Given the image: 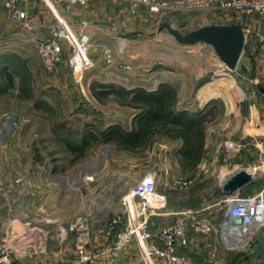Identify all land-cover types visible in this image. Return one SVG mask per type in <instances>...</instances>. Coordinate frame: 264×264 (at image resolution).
Listing matches in <instances>:
<instances>
[{
	"label": "crops",
	"instance_id": "crops-1",
	"mask_svg": "<svg viewBox=\"0 0 264 264\" xmlns=\"http://www.w3.org/2000/svg\"><path fill=\"white\" fill-rule=\"evenodd\" d=\"M51 9L53 10L32 3L26 20L17 22L9 18V25L4 27V37L0 41L1 100L16 81L28 76L34 85L38 84L37 93L41 94L37 98L35 109L41 110L53 105L52 77L54 79L58 73L61 76L71 74L69 68L68 73L62 72L61 66L54 71L47 70L36 53L31 38H49L58 15L75 34L86 36L88 43L90 42L89 54L95 73L87 75V84L96 81L102 83L101 89L122 88L129 92L136 88L155 91L161 86H168L175 92V110L208 113L202 157L193 168L181 166L184 173L195 170L200 174L219 172L220 187L221 180L236 168L249 171L264 159V94L259 90V86L264 85V16L251 20L252 31L260 39L256 41V38L249 37L244 41L237 65L230 71L211 45L204 42L182 44L170 35L166 24H162L155 35H148L145 29L148 24L146 18L131 14L127 0H90L85 5L68 4L61 9L62 13ZM138 27L144 28V33H137ZM163 27L165 30L162 31ZM61 46L63 55L68 56L70 48L65 39L61 40ZM104 48H108L111 54L108 61L103 54ZM46 71L55 74L48 77L47 84L42 86L43 82L39 77L47 74ZM235 75L250 78L248 80L255 83L256 87L237 85ZM124 108L128 110V115L118 113V116L123 117L115 116L111 123L128 125L131 129L139 109L131 106ZM105 130L106 128L102 131ZM13 134L15 135L14 132L10 135ZM23 136L17 135L15 140L20 142L25 139ZM227 140L236 142V151H228L225 146ZM172 141H176L179 146L178 140ZM66 149L73 151L71 144ZM53 153V157H61V154H56L57 151ZM262 175L264 176L263 173L260 174L248 186L260 183ZM260 188L264 189V182ZM67 191L66 188L65 192ZM49 198L50 200L32 201L3 200L0 203V234L4 235L11 255L9 258L13 263L73 264V234L66 230L63 232L64 237L62 234L51 233L52 228L55 231L58 224L63 226L62 222L65 221L68 225L73 220L72 200ZM81 209L85 211L83 203ZM2 212H5L4 217ZM80 215L87 216L88 213L82 212ZM167 215L168 212L164 209L160 214L152 216L151 226L157 228L172 222L173 217L166 222ZM92 217L89 216L88 221L94 229L111 216L100 219L95 215V220ZM29 220L36 222L30 224ZM189 235L192 237L191 245L180 248V251L189 254L194 262L198 261L200 264L201 251L221 242L218 234L195 236L190 231ZM260 240L257 250H252L257 241H252L249 247V255L254 256L256 264H262L264 257V240ZM134 249L135 252L138 251ZM29 252L35 257L32 261L22 257ZM114 257L116 255L111 258L113 261L106 259L97 263L124 264L115 261Z\"/></svg>",
	"mask_w": 264,
	"mask_h": 264
},
{
	"label": "rangeland",
	"instance_id": "rangeland-1",
	"mask_svg": "<svg viewBox=\"0 0 264 264\" xmlns=\"http://www.w3.org/2000/svg\"><path fill=\"white\" fill-rule=\"evenodd\" d=\"M4 1L0 0V41L4 37V27L10 23L4 13ZM159 1L164 5L157 9L144 4L132 9L128 1L131 14L146 18L148 24L145 29L148 35H155L162 24L189 34L203 25L229 21L216 5L225 0ZM32 3L41 4L46 9L53 8L60 13L62 8L68 6L64 0H31L29 6ZM145 29L138 27L136 32L144 33ZM251 38L259 41L260 36L253 32ZM67 59L68 56L63 55V61L58 66L65 73H68ZM93 73L95 67L91 66L82 72L79 80L73 75L61 76V73L56 74L54 79L52 76L55 73L40 75L42 86L47 84L48 77H52L51 89L54 90L53 105L41 110L35 109L37 98L41 95L37 93L38 84L34 85L28 76L21 77L3 94L0 99V203L3 200H50L49 197L72 200L73 220L68 225L64 221L63 226L58 224L55 231L53 228L51 231L52 234H61L65 230L69 232L71 224L82 216V212L88 213V217L93 216L94 220L95 215L106 219L121 212L123 195L147 173L154 172L157 190L167 200L166 222L174 218L176 212L195 209L201 216H209L217 223L225 211V196L218 185L219 172L200 174L195 170L184 173L177 154L178 143L162 136L154 137L152 143L133 151L120 149L114 141H107L106 136L101 134L104 128L115 126L129 130L128 125L111 123L115 116L123 117L118 116V113L128 115L124 107L128 106L129 96L120 99L114 94H108L99 99L96 92L102 90V83L95 81L87 84V75ZM240 74L244 75L242 72ZM235 78L237 85L256 87L255 83L248 80L250 78L239 75H235ZM206 116L209 117L208 114ZM12 132L15 135H10ZM21 134L25 141L15 140ZM69 144L73 149H78L71 152L66 149ZM56 151L61 157H53ZM263 182L262 175L260 183L248 186L239 193L240 196L254 195L264 190L260 188ZM82 203L85 211L81 209ZM1 215L4 217L5 212ZM28 222L34 224L36 221ZM260 239H263V231L236 249L229 250L222 247V242L216 243L201 251V264H256L254 256L249 255V247L252 241ZM0 242L11 258L4 235L0 234ZM57 242L60 243L58 239ZM134 248V244H131L116 254L114 260L124 264H143V259ZM22 257L29 261L35 258L31 252ZM111 258L113 255L90 264H98L106 259L113 261ZM195 263L200 264L198 261Z\"/></svg>",
	"mask_w": 264,
	"mask_h": 264
},
{
	"label": "built area",
	"instance_id": "built-area-1",
	"mask_svg": "<svg viewBox=\"0 0 264 264\" xmlns=\"http://www.w3.org/2000/svg\"><path fill=\"white\" fill-rule=\"evenodd\" d=\"M30 1L5 0L7 17L17 22L26 20ZM64 1L71 5H85L90 0ZM128 1L132 9L142 4L151 9L164 5L159 0ZM216 5L226 20H229L227 23L240 24L244 41L252 36L251 20L264 16V0H225ZM56 18L58 24L51 28L52 35L49 38L33 36L32 45L43 66L54 71L63 61L61 40L65 39L70 48L67 66L71 75L79 80L82 72L93 66L88 39L84 35L75 34L60 16L56 15ZM103 54L109 60L111 54L108 48L103 49ZM225 146L228 151L233 152L238 148L233 140H227ZM248 172L256 178L264 174V159ZM121 202L122 211L100 222L94 229L86 215L77 217L71 224L69 232L73 234V264L93 263L116 255L131 244L138 250L144 264H195L189 254L180 251V248L191 245L190 231L195 236L218 234L225 247L236 249L240 244L249 243L264 230V190L248 196H240L239 193L225 196V211L217 223L209 216H201L195 209H185L176 212L172 222L152 227L151 217L160 214L167 206L164 194L157 190L154 172L147 173L135 187L123 195ZM61 234L64 237V233ZM2 262L13 264L0 242V263Z\"/></svg>",
	"mask_w": 264,
	"mask_h": 264
},
{
	"label": "trees",
	"instance_id": "trees-1",
	"mask_svg": "<svg viewBox=\"0 0 264 264\" xmlns=\"http://www.w3.org/2000/svg\"><path fill=\"white\" fill-rule=\"evenodd\" d=\"M96 94L99 99L108 94L120 99L128 95V106L139 109L131 129L112 126L102 131L106 140L114 141L118 148L133 151L152 143L154 137L162 136L180 142L177 154L183 168H193L201 159L208 113L175 110V92L170 87L161 86L155 91L136 88L130 92L122 88H109L99 90Z\"/></svg>",
	"mask_w": 264,
	"mask_h": 264
},
{
	"label": "water",
	"instance_id": "water-1",
	"mask_svg": "<svg viewBox=\"0 0 264 264\" xmlns=\"http://www.w3.org/2000/svg\"><path fill=\"white\" fill-rule=\"evenodd\" d=\"M170 35L182 44L192 45L204 42L211 45L218 58L225 64L228 70L233 71L237 65L244 46V33L240 24H209L197 27L189 34H183L166 24ZM264 94V85L259 86ZM256 177L245 168H236L226 175L220 182L221 191L226 195L238 194L241 189L255 182ZM240 222V220H237ZM264 239V230H263ZM261 240L257 241L252 250L259 248Z\"/></svg>",
	"mask_w": 264,
	"mask_h": 264
}]
</instances>
